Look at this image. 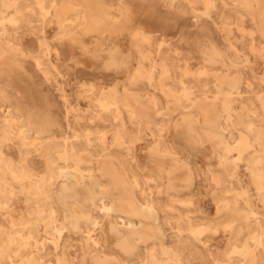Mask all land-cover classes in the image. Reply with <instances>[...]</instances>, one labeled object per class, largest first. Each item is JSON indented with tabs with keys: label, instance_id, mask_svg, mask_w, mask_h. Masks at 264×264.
Here are the masks:
<instances>
[{
	"label": "rangeland",
	"instance_id": "1",
	"mask_svg": "<svg viewBox=\"0 0 264 264\" xmlns=\"http://www.w3.org/2000/svg\"><path fill=\"white\" fill-rule=\"evenodd\" d=\"M1 32L51 74L0 47V264H264V0H0ZM202 127H224L228 151ZM89 170L112 199L95 229L66 228L92 193L81 181L65 206L48 194ZM135 198L168 238L149 224L137 241L112 234L118 201L148 222Z\"/></svg>",
	"mask_w": 264,
	"mask_h": 264
},
{
	"label": "bare ground",
	"instance_id": "2",
	"mask_svg": "<svg viewBox=\"0 0 264 264\" xmlns=\"http://www.w3.org/2000/svg\"><path fill=\"white\" fill-rule=\"evenodd\" d=\"M42 3V2H41ZM174 11H176L175 7L173 8ZM195 20V19H194ZM208 23V22H207ZM204 30V28H203ZM210 31V30H209ZM213 31V30H212ZM213 33V32H211ZM191 34V33H190ZM190 34L187 35V38H194L197 39V36H191ZM200 35V34H199ZM201 37V36H200ZM203 41V40H202ZM84 42V41H83ZM217 42V40H216ZM74 44V43H73ZM220 44V43H219ZM76 45V44H75ZM0 47H2L4 50H6V48L9 49H13L14 50V54H12L14 56V58L18 61V63L23 66L25 65V67L35 76H39L41 73H43L42 75L46 76L48 74L47 70L45 67H43L42 61L43 58L38 57V56H34L32 58H30L21 48L20 44L14 40L12 38V34L9 32H1L0 33ZM202 49L204 51L207 50L206 45H201ZM220 48V47H219ZM6 53V52H5ZM4 53V56L7 54ZM48 53V52H47ZM32 55V54H31ZM3 57V56H0ZM45 66V65H44ZM24 67V66H23ZM25 70V69H24ZM27 70V71H28ZM51 74V73H50ZM50 74H48L50 76ZM48 75L46 77H48ZM42 76V77H43ZM34 77V76H33ZM44 77V78H46ZM52 77V76H51ZM35 78V77H34ZM39 79V78H38ZM41 79V78H40ZM48 80V78H46ZM45 80V79H43ZM41 80H39L38 82H40ZM56 81V79H55ZM54 80H49V87L47 88L48 91L50 92L51 95V100L53 102V104L58 102L57 96L55 95V90L58 89L56 83ZM37 82V83H38ZM47 82V81H46ZM42 84V83H41ZM39 85V84H38ZM46 86V84H45ZM48 86V85H47ZM61 88V87H60ZM58 91V90H57ZM57 94V92H56ZM15 97V96H14ZM168 101V100H167ZM161 102V101H160ZM160 102L157 100H150L149 103H151L153 105V116L155 117L161 110V105ZM191 103V102H190ZM51 104V103H50ZM178 105V104H177ZM56 107V106H55ZM58 107V106H57ZM66 107V106H65ZM183 111V110H182ZM188 111V110H187ZM69 110L67 109H56L55 110V117L54 120L56 123L61 124L64 120H68L69 118ZM186 115L180 120L182 123L180 125V129L183 132H186L187 130L189 132H191L188 137L192 134H194V127H193V123L194 120L191 117H188V112L185 113ZM207 114V113H206ZM205 114V116H206ZM155 122V121H154ZM156 126L158 127V124H156ZM159 130L161 131V127H158ZM179 129V131H180ZM78 131V130H77ZM201 131L203 132H208L204 127L201 128ZM224 127H221L220 129H218L217 131L214 132H210V134L214 137L213 139L215 140V145L216 146H221L222 150L224 151H228V144L226 145V143L222 144V142L220 141V138L222 140V137L224 136ZM208 132V133H209ZM203 135V134H202ZM179 136V135H178ZM225 138V137H224ZM182 139V138H181ZM180 141V140H178ZM224 141V140H223ZM184 144V139L183 141ZM241 144V143H240ZM240 147V146H239ZM153 153L157 156V158L160 159V164L162 165L163 168L168 167L169 169L173 166V168H178L180 169V165H179V159L175 154H171L169 152H167V148L164 147L163 149L156 147L154 150H152ZM150 156V155H149ZM93 157V156H92ZM120 160V159H119ZM24 162V161H23ZM158 162V161H157ZM158 163V164H159ZM22 164V163H21ZM169 164H171L172 166H170ZM162 168V169H163ZM167 168V169H168ZM166 169V168H165ZM166 169V170H167ZM132 170V169H131ZM87 171H82L79 173H73L72 171H66L63 175L62 178L64 180V185L60 188V187H56V189L53 191L51 190L48 194V197L50 199V201H55L57 202L60 206H65L67 201H69L70 199L74 198L77 194L76 192V188L77 186L81 183V181L84 182L83 184V191L84 192H90L92 193V199L87 200L86 206L85 207H78L75 203V208H76V213H77V218L73 221V222H69L66 226V228H78L81 220L83 217H87L88 219H90L91 224L93 225V228L95 229L96 227L99 226L100 224V216L108 209V201L110 199H112V196L109 194L108 191V185L103 183L99 177H96V175L93 173L92 170H89L87 173ZM130 177H131V182L135 183V185H139V179L137 177V175L132 172L129 171ZM119 182V181H118ZM126 189V188H125ZM124 190V189H123ZM136 192V191H135ZM146 192V191H145ZM142 193V192H141ZM137 194V193H136ZM143 195V194H142ZM146 194H144L145 197ZM36 196V195H35ZM140 196V195H139ZM143 198V197H142ZM99 200V203L96 204V200ZM137 199L136 202H138V205H140L141 207V215L139 216H145L146 219H148V222L142 220V218L139 221H136L133 218V213L131 214L128 211H125L121 208L119 201L116 205V207L114 208L113 214L110 215L113 218V222H112V226H111V232L112 234H116L117 237H121L120 240H124V238L127 239H131L132 241H137L136 239L131 237V230L134 231V229H136L137 227H142V228H147L149 226H151L153 228V238L154 240H160V239H166L168 238V236L166 234L164 235H160L157 233V230L155 228V222L156 219L153 216V213L150 211L148 206H145L144 203H142V199L140 200L139 198H135V200ZM144 200V199H143ZM124 202V201H123ZM51 203V202H50ZM146 204V203H145ZM123 207V206H122ZM139 207V206H138ZM131 208V207H129ZM40 211V210H39ZM143 217V218H145ZM169 217V216H168ZM149 224V226H148ZM122 226V227H120ZM92 229H88V235H91ZM65 229V226L62 228V230ZM149 230V229H148ZM135 234V233H134ZM145 234V233H144ZM60 235V234H59ZM70 235V234H69ZM150 235V234H149ZM136 236V234H135ZM58 237V236H57ZM92 237V236H91ZM115 237V236H114ZM86 240V239H85ZM141 241H142V237H141ZM118 242V241H117ZM122 242V241H121ZM146 242V240L144 241ZM143 242V243H144ZM153 242V241H152ZM94 243V242H93ZM119 243H116L117 247L120 249V245H118ZM136 244V243H135ZM140 244V243H138ZM155 244V242H154ZM141 245V244H140ZM127 247V246H126ZM255 247V246H254ZM136 248V246L134 245V248L132 250H134ZM262 248V247H261ZM142 249V248H141ZM140 249V250H141ZM131 250V251H132ZM136 250V249H135ZM122 252V251H121ZM125 252V251H123ZM140 252V251H139ZM141 253V252H140ZM142 254V253H141ZM262 255V254H261ZM139 255H137L138 258ZM121 260V259H120Z\"/></svg>",
	"mask_w": 264,
	"mask_h": 264
}]
</instances>
